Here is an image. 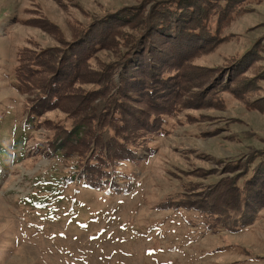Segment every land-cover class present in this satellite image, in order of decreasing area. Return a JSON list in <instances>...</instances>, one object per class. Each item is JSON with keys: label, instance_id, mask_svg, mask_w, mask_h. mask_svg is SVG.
<instances>
[{"label": "rangeland", "instance_id": "rangeland-1", "mask_svg": "<svg viewBox=\"0 0 264 264\" xmlns=\"http://www.w3.org/2000/svg\"><path fill=\"white\" fill-rule=\"evenodd\" d=\"M142 1L150 9L155 0H0V264H264V208L243 226L189 205L226 184L230 162L244 163L253 149H264V81L260 90H248L264 71V51L247 56L234 77L245 88L177 106L158 132L139 140L138 157L96 187L70 177L78 157L47 148L56 132L46 120L70 129L67 112L50 110L26 127L38 90L17 89L19 55L60 51L103 17L89 39L97 43L110 30L113 41L106 37L97 50L91 45L95 51L74 88L81 95L92 87L90 74L120 58L132 41L126 13ZM245 5L223 28L226 39L194 58L197 71L214 69L197 81L232 71L257 40L264 45V0Z\"/></svg>", "mask_w": 264, "mask_h": 264}, {"label": "trees", "instance_id": "trees-1", "mask_svg": "<svg viewBox=\"0 0 264 264\" xmlns=\"http://www.w3.org/2000/svg\"><path fill=\"white\" fill-rule=\"evenodd\" d=\"M248 1L155 0L150 9L143 5L147 1L131 7L126 13L130 21L126 25L131 29L132 41L123 48L120 58L90 74L87 82L92 87L81 95L74 88L87 60L100 46H105L106 37L110 43L113 41L110 30L98 37L97 43L89 39L94 25L103 17L88 22L78 38L65 43L67 46L60 51L50 48L22 52L15 70L17 89L26 93L38 90L29 101L27 129L35 127L38 118L48 111L62 108L72 123L68 129L59 121L51 125L46 120L56 132L55 139L46 143L48 150L67 159L79 158L70 169L71 178L94 187L110 182L124 161L138 157L139 140L158 132L165 115L172 114L177 106L188 107L191 99L206 101L208 96L245 88L244 82L235 86L234 77L249 62L247 56L254 59L264 51L260 40L236 60L232 71L224 75L213 73L202 83L196 77L214 69L197 71L192 62L226 39L223 28L248 9ZM261 81L264 71L255 80V87L248 90H260ZM83 82L86 80L82 79ZM200 85L193 96L192 89ZM241 161L229 163L232 176L226 179L227 185L213 186L204 198L189 199V205L216 214L217 220L220 214L225 222L251 224V213L264 208V149H253L247 161ZM239 170L244 172L233 176Z\"/></svg>", "mask_w": 264, "mask_h": 264}]
</instances>
